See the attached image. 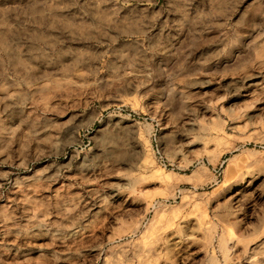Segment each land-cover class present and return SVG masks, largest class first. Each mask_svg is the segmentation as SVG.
Wrapping results in <instances>:
<instances>
[{
  "label": "rangeland",
  "instance_id": "1",
  "mask_svg": "<svg viewBox=\"0 0 264 264\" xmlns=\"http://www.w3.org/2000/svg\"><path fill=\"white\" fill-rule=\"evenodd\" d=\"M0 264H264V0H0Z\"/></svg>",
  "mask_w": 264,
  "mask_h": 264
},
{
  "label": "bare ground",
  "instance_id": "2",
  "mask_svg": "<svg viewBox=\"0 0 264 264\" xmlns=\"http://www.w3.org/2000/svg\"><path fill=\"white\" fill-rule=\"evenodd\" d=\"M152 247V246H151Z\"/></svg>",
  "mask_w": 264,
  "mask_h": 264
}]
</instances>
